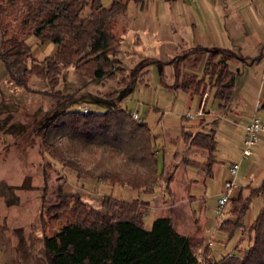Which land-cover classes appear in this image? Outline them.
Segmentation results:
<instances>
[{"label":"trees","instance_id":"1","mask_svg":"<svg viewBox=\"0 0 264 264\" xmlns=\"http://www.w3.org/2000/svg\"><path fill=\"white\" fill-rule=\"evenodd\" d=\"M126 8L127 2L119 0H111L108 6H103L101 0H0V60L10 80L25 86L32 77L42 79L52 90L45 95L57 102L58 111L46 123L40 137L44 148L40 155L47 159L42 164L44 184L38 219L41 228L46 220L60 218L67 210L71 219L54 235L42 234L44 264H155L156 258H159L156 264H264V206L249 224L243 223L250 199L258 190L229 201L225 211L228 217L224 215L218 222L217 230L228 236L237 233V241L231 252L218 258L210 255L207 244L194 255L186 238L174 230L169 217L157 218L146 228L145 202L137 199L126 201L104 194L99 207L92 208L80 197L66 194L58 183L50 192L53 201H48L46 172L52 166L51 159L74 171L77 177L83 174L143 194L153 193L160 180L166 188L171 181L172 175L165 178L158 171L148 125L144 121L137 123L129 111L111 105L110 102L119 99L115 91L100 98L98 103L105 106L104 110L83 112L69 107L80 99L92 103L98 99L56 89L61 70L68 68L89 82L111 80L123 89L131 87L135 80L143 82L146 71L139 73L142 67L131 74L113 63L122 40L118 18L125 15ZM30 35L40 43L56 45L55 53L37 61L26 42ZM203 54L206 59L201 76L177 68L175 80L169 86L197 95L211 85L213 98L223 107L234 84L224 50L193 47L170 63L181 62L194 69ZM202 123L199 121L194 130L181 125L180 135L185 148L207 151L204 163L192 164L209 174L214 162L215 132ZM59 136L65 137L68 144H54L52 140ZM79 151L87 156L79 158Z\"/></svg>","mask_w":264,"mask_h":264},{"label":"crops","instance_id":"2","mask_svg":"<svg viewBox=\"0 0 264 264\" xmlns=\"http://www.w3.org/2000/svg\"><path fill=\"white\" fill-rule=\"evenodd\" d=\"M119 1L127 2V8L125 15L118 18L122 40L119 54L113 58L118 61L113 63L131 74L140 67L139 73L146 71L143 82L135 80L127 90L137 84L148 86L149 73L156 72L164 96L168 101L171 99L172 104L179 100L184 108L192 107L194 111L201 105V115L193 121L181 120L190 112L181 114L180 126L192 129L203 121L205 127L214 130L216 141L214 162L207 174L192 164L204 163L207 151L185 148L180 130L170 140L173 141L170 151L157 144L161 137L152 134L158 171L166 176L164 172L171 167V181L167 188L165 182L158 181L151 194L132 190L135 195L126 201L137 199L147 203L144 214L151 212L152 220L146 228L157 218L169 217L174 230L185 238L190 237L189 233L196 225V236H205L209 247L215 236H223L221 241L226 244L228 237L217 230L219 219L213 212L217 197L226 193L230 201L238 196L245 198L253 190H258L250 199L243 218L245 225L264 206V133L259 135L248 157L242 158L240 154L245 124L252 116L264 123V0H147L133 1L131 7L129 4L132 0ZM110 2L101 0L103 6H108ZM35 43L43 50L40 58L32 53L37 60L53 55L57 48L51 42L40 43L37 38ZM124 43H127V47L122 49ZM193 47L222 49L227 54L234 84L230 99L223 107L220 101L213 98L214 88L211 85L206 87L203 94L197 95L169 86L175 80L177 68L181 72L201 76L205 54L194 69L187 64L183 66L181 62L170 63ZM1 64L0 60V104L6 98L1 92L10 83ZM114 88L118 89L116 83ZM118 97L116 102L121 105L123 96ZM2 118L0 115V120ZM167 138L170 137L163 135L164 142H167ZM234 162L238 163V170L231 176L228 168ZM180 169L184 171L185 178L176 183ZM188 169L190 174L186 172ZM229 180L233 181L234 187L226 191L224 183ZM207 202L212 204L209 206ZM210 255L215 258L211 250Z\"/></svg>","mask_w":264,"mask_h":264},{"label":"rangeland","instance_id":"3","mask_svg":"<svg viewBox=\"0 0 264 264\" xmlns=\"http://www.w3.org/2000/svg\"><path fill=\"white\" fill-rule=\"evenodd\" d=\"M132 4L133 1H130L129 7ZM35 41L36 37L33 35L26 38L34 56L40 58L43 50L37 46ZM126 47L127 43H124L122 49ZM113 61L117 63L118 60L113 59ZM1 65L6 70L4 63ZM25 65H29V60L25 62ZM7 77L9 78L8 74ZM147 80L148 86L137 84L127 90L129 87L123 89L116 85L118 87L116 89L114 88L115 81L89 82L74 69L68 68L61 70L56 89L64 93L77 91V95L91 99L97 98V103L80 99L69 107V109L77 110L84 107L86 110L94 111L104 110L105 106L99 104L100 98L115 91L117 97L119 95L123 98L120 101L121 105L115 100L110 102L111 105H117L129 112L137 111L139 117L144 118L151 133L156 137H161L157 144L163 145L166 151H170L173 149V141L170 140L180 130L181 114H185L187 111L194 114L195 111L192 107L184 108L179 100L175 104H172L171 99L168 101L164 96L163 88L160 87L159 76L156 72L151 71ZM50 90L44 80L32 77L25 86H20L10 80L9 87L4 88L1 92L6 98L0 104V115L3 117L0 120V264H44L42 234L54 235L61 226L71 219V213L68 210L64 211L60 218L46 220L42 228L38 219L41 203L39 197L44 184L41 177L42 164L47 159L46 156L44 158L40 155V150L44 149L40 144V137L46 123L58 111L56 99L45 95L49 94ZM183 118L188 121L192 120L185 116ZM164 133L170 137L167 138V142L163 141V135L166 136ZM52 142L57 146L68 144L63 136L53 139ZM79 152V158L87 156L83 152ZM51 162L52 166L48 167L47 180L45 179L48 183L46 193L49 202L53 201L50 192L55 189L58 183L62 184L66 194L80 197L88 207L92 208L99 207L104 194L124 200H130L135 195L130 188L119 184L111 185L99 182L83 174L77 177L74 171L62 167L57 160L51 159ZM81 164L83 165V163ZM83 166L88 168L90 164ZM186 172L191 173L189 169ZM164 173L166 176L163 177L167 178L171 174V167ZM183 178H185V174L180 169L176 183L181 182ZM207 204L210 206L212 202H207ZM146 205L147 203L143 209L144 213ZM227 208L228 205L225 206L222 216L218 218L219 221L224 217ZM252 208L254 209V206ZM150 215L151 212L144 214L145 226H148L152 220V215ZM196 228V225H194V229L191 228L194 232L190 231V237L186 238V242L191 252L197 256L204 246L206 244L209 246V244L205 240V236H196ZM223 235L229 238L226 244L221 241L223 236H215V239L212 240L210 250L215 258L223 253L231 252L237 241V233L232 236H227L226 233ZM157 259L159 258L153 259L155 264L158 263Z\"/></svg>","mask_w":264,"mask_h":264},{"label":"built area","instance_id":"4","mask_svg":"<svg viewBox=\"0 0 264 264\" xmlns=\"http://www.w3.org/2000/svg\"><path fill=\"white\" fill-rule=\"evenodd\" d=\"M186 1H195V0H186ZM81 111H87L86 108H80ZM201 115V105H199L198 109L194 114L186 113L185 118L193 119L194 117H198ZM130 116L137 123H142L144 120L141 119L137 113V111H130ZM261 133H264V123L257 118L256 116H252L251 119L244 126V134L241 138V146H240V154L242 158H246L251 154V149L254 147L256 142L258 141V137ZM238 170V163H232L229 168V174L234 176ZM234 187L233 181L229 180L224 183V189L229 191ZM229 198L226 193H222L216 199L215 206L213 209L214 214L217 218L221 217L225 206L228 204Z\"/></svg>","mask_w":264,"mask_h":264}]
</instances>
